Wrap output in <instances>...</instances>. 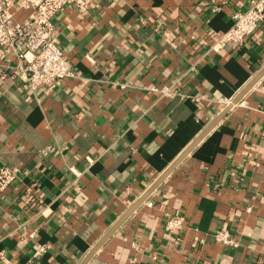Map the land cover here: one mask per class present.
I'll return each mask as SVG.
<instances>
[{"label": "crops", "instance_id": "1", "mask_svg": "<svg viewBox=\"0 0 264 264\" xmlns=\"http://www.w3.org/2000/svg\"><path fill=\"white\" fill-rule=\"evenodd\" d=\"M249 2L67 6L53 23L74 76L38 98L0 56V166L17 173L0 195L5 264H80L242 91L264 66V21L240 47L211 46ZM164 85L186 97L150 91ZM168 217L182 230L166 231ZM221 229L239 245L216 242ZM87 264H264V75Z\"/></svg>", "mask_w": 264, "mask_h": 264}, {"label": "built area", "instance_id": "2", "mask_svg": "<svg viewBox=\"0 0 264 264\" xmlns=\"http://www.w3.org/2000/svg\"><path fill=\"white\" fill-rule=\"evenodd\" d=\"M93 2L94 0H0V56L5 58L12 55L16 58V64L8 67L10 76L19 78L23 88L36 98L49 95L65 79L74 76L68 57L55 43L54 16L67 6L76 8L80 13H89ZM16 7L30 10L27 19L22 22L13 21V10ZM212 11H217V7H213ZM230 18V27L216 34L212 50L218 51L227 44L242 46L246 37L252 35L264 21V0H250L246 9L233 10ZM150 91L162 97H186L173 86L152 87ZM16 179L15 170L0 166V195ZM164 227L168 232L181 231L182 219L168 217ZM33 235L34 232H31L30 236ZM213 237L223 245H239L227 230H217ZM43 250V247H39L35 254ZM0 262L5 264L2 252Z\"/></svg>", "mask_w": 264, "mask_h": 264}, {"label": "water", "instance_id": "3", "mask_svg": "<svg viewBox=\"0 0 264 264\" xmlns=\"http://www.w3.org/2000/svg\"><path fill=\"white\" fill-rule=\"evenodd\" d=\"M264 75V66L256 73L251 81L240 91V93L206 126L198 137L171 163V165L150 185V187L135 201V203L122 215L120 219L101 237L80 264H87L99 247L116 231V229L131 215V213L150 195L160 182L178 165V163L191 151V149L223 119L229 109L237 104L248 90Z\"/></svg>", "mask_w": 264, "mask_h": 264}]
</instances>
